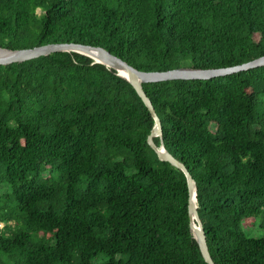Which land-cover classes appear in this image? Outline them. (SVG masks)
I'll return each mask as SVG.
<instances>
[{
	"label": "trees",
	"instance_id": "16d2710c",
	"mask_svg": "<svg viewBox=\"0 0 264 264\" xmlns=\"http://www.w3.org/2000/svg\"><path fill=\"white\" fill-rule=\"evenodd\" d=\"M59 43L141 72L233 67L264 56V0H0V48ZM142 87L214 264H264V66ZM153 126L87 56L0 65V264H207Z\"/></svg>",
	"mask_w": 264,
	"mask_h": 264
},
{
	"label": "water",
	"instance_id": "95a60500",
	"mask_svg": "<svg viewBox=\"0 0 264 264\" xmlns=\"http://www.w3.org/2000/svg\"><path fill=\"white\" fill-rule=\"evenodd\" d=\"M4 51V55H0V65L6 66L13 63H22L39 57L49 56L59 52H73L87 56L93 60L94 63L102 64L108 69H113L116 74L125 79L134 88L145 107L148 109L154 120V126L147 137V144L156 153L157 158L161 162H167L171 166L180 170L187 181L189 190V217H190V231L192 237L198 244L199 250L204 261L207 264H214L206 244V236L202 222L197 213L196 200V182L188 172L184 164L177 160L164 147L162 141V128L159 117L157 116L154 107L143 90L142 84L165 82L172 80H209L216 77H223L232 75L238 72L247 71L250 69L264 66V56L256 58L241 65L218 68V69H194L189 67L167 70L164 72H141L136 68L128 65L122 59L112 55L110 52L102 47L91 45H84L80 43H59L47 44L43 46L34 47L31 49L8 50L0 48ZM158 137L160 146H156L153 139ZM196 229L193 232V229Z\"/></svg>",
	"mask_w": 264,
	"mask_h": 264
},
{
	"label": "rangeland",
	"instance_id": "374dc122",
	"mask_svg": "<svg viewBox=\"0 0 264 264\" xmlns=\"http://www.w3.org/2000/svg\"><path fill=\"white\" fill-rule=\"evenodd\" d=\"M37 13L39 14V13H40V10H38ZM260 101H264V97H260V98L258 99V108H259V110L262 108V104H261ZM2 226H3V224L0 223V228H2ZM259 234H260V232H259V233L254 232L252 235H253V236H259ZM105 258H107V257H105ZM96 260H97V259H95L94 262H95Z\"/></svg>",
	"mask_w": 264,
	"mask_h": 264
},
{
	"label": "bare ground",
	"instance_id": "6f19581e",
	"mask_svg": "<svg viewBox=\"0 0 264 264\" xmlns=\"http://www.w3.org/2000/svg\"><path fill=\"white\" fill-rule=\"evenodd\" d=\"M4 53H5L4 51H1V50H0V55H4ZM195 230H196V229L194 228V229H193V232H195Z\"/></svg>",
	"mask_w": 264,
	"mask_h": 264
}]
</instances>
